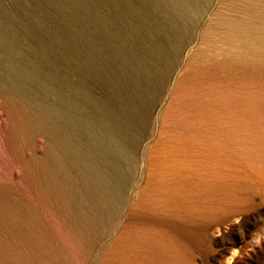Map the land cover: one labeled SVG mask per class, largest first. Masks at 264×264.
Returning a JSON list of instances; mask_svg holds the SVG:
<instances>
[{
  "label": "rangeland",
  "instance_id": "374dc122",
  "mask_svg": "<svg viewBox=\"0 0 264 264\" xmlns=\"http://www.w3.org/2000/svg\"><path fill=\"white\" fill-rule=\"evenodd\" d=\"M151 153L186 202L120 194ZM262 226L264 0H0V264H264Z\"/></svg>",
  "mask_w": 264,
  "mask_h": 264
},
{
  "label": "bare ground",
  "instance_id": "6f19581e",
  "mask_svg": "<svg viewBox=\"0 0 264 264\" xmlns=\"http://www.w3.org/2000/svg\"><path fill=\"white\" fill-rule=\"evenodd\" d=\"M227 20V19H226ZM223 21V20H222ZM225 22V21H224ZM227 22V21H226ZM230 22V21H229ZM228 22V23H229ZM232 23V22H231ZM231 23H229V25H231ZM236 25V24H234ZM233 28L235 26H232ZM233 28H232V31H233ZM230 29V28H229ZM237 29V27H236ZM235 29V30H236ZM230 30V32H232ZM229 33V31H228ZM225 34V33H224ZM230 34V33H229ZM233 34V33H232ZM222 37V36H221ZM185 42V41H184ZM182 43V42H181ZM185 45V44H184ZM183 46V45H182ZM186 47V46H185ZM184 47V48H185ZM188 47V46H187ZM184 51V50H183ZM175 52V51H174ZM168 70V69H167ZM174 78V77H173ZM170 82V81H169ZM164 84V83H163ZM172 84V83H171ZM162 91V90H161ZM172 91V90H171ZM180 94V93H179ZM169 97V96H168ZM151 98V97H150ZM151 100V99H150ZM161 101V100H160ZM177 102V101H176ZM153 103V102H152ZM162 103V102H161ZM151 106V105H150ZM149 107V106H148ZM155 107V106H154ZM155 109V108H154ZM153 109V110H154ZM148 110V109H147ZM152 112V111H151ZM158 112V111H157ZM228 114V113H227ZM229 115V114H228ZM159 117V116H158ZM157 117V118H158ZM171 117V116H170ZM146 118V117H145ZM151 118V117H150ZM156 118V119H157ZM44 119V118H43ZM149 119V118H148ZM171 119V118H170ZM233 119V118H232ZM147 120V119H146ZM155 121V119H154ZM226 122V121H225ZM224 122V123H225ZM46 123V122H45ZM157 123V122H156ZM155 123V124H156ZM51 124V123H50ZM158 126V125H157ZM222 128V127H221ZM153 131V129H152ZM138 132V131H137ZM153 133V132H152ZM155 133V132H154ZM161 131L158 132V134L160 135ZM154 135V134H153ZM152 135V137H153ZM150 138V137H149ZM210 139V138H209ZM128 140V139H127ZM150 140V139H148ZM212 141V140H211ZM219 141V140H218ZM142 140H140L137 144V146H139L141 144ZM75 143V142H74ZM144 143V142H143ZM148 143V142H147ZM146 144V143H145ZM204 144V143H203ZM144 145V144H143ZM149 145V144H148ZM146 149V148H145ZM140 152V151H139ZM144 152V151H143ZM172 152V151H171ZM73 154V153H72ZM76 155V154H75ZM140 155V154H139ZM127 156V155H126ZM129 156V155H128ZM143 157V156H142ZM155 157L156 155L151 153L148 158L146 160H142V164L139 165V159L138 157L134 154L133 156H131L129 159H128V163H129V168L132 169V173H133V176H132V179L131 181L128 180V183L125 185V187L121 188L120 189V194H125L128 190L131 191L132 187H133V184L136 182L137 178H136V174L134 175V172L137 170L138 166L139 168L143 169L144 167V171L143 173L141 174V177H140V180L139 182L141 184H143V188H148L150 186H152V184L154 183V176L156 175L155 174V168L154 167V164L153 162L155 161ZM243 158V157H242ZM161 159L162 162H164L165 158L164 157H160L159 160ZM172 160V159H171ZM186 159H178V160H173L174 162H177V165L176 166H172L168 171H160L159 174H157V182L158 183H164L166 182V186H165V189L161 191V196L162 195H168V197H163L162 199L159 198V204L163 206H165L164 204H166V206H169L168 208H172L173 204L174 203H177V202H186V199L185 196H182L180 195V190L178 189V187L175 186L174 183H171L168 179L170 180H173V179H176L177 175H179L178 173L181 172H184V170H186V166L187 165H184L183 163L185 162ZM78 163V162H77ZM79 163H81V161H79ZM83 165V164H82ZM157 170H160V169H157ZM189 170V169H188ZM208 171V170H207ZM213 170H212V167L210 169V174H209V177H210V181L213 179ZM129 173V172H128ZM140 173V172H139ZM215 173V172H214ZM195 177H201L202 174L201 173H198L197 171H195L194 173ZM180 176V175H179ZM204 176V175H203ZM139 179V178H138ZM205 179V178H204ZM201 181V180H200ZM110 182V181H109ZM140 184V185H141ZM103 186V185H102ZM135 192V191H134ZM213 192V191H211ZM214 193V192H213ZM119 194V196H120ZM212 195V194H211ZM113 196H114V191L110 190V189H107L105 187V192L103 193V198L108 201L109 203L113 204ZM125 197V196H124ZM126 198V197H125ZM197 198V197H196ZM196 201V200H195ZM204 202V201H203ZM196 203V202H195ZM194 203V204H195ZM198 203V202H197ZM108 204V203H107ZM199 204V203H198ZM205 205V204H204ZM220 205V204H219ZM156 206V205H155ZM236 206V205H235ZM198 207V206H197ZM234 207V206H233ZM194 208V207H193ZM218 208V207H217ZM121 209V208H120ZM192 209V208H191ZM196 209V208H195ZM84 210V209H83ZM128 210V209H127ZM198 209H196L195 211H197ZM170 211V210H169ZM172 211V210H171ZM208 211V210H207ZM169 213V212H168ZM195 213V212H194ZM197 213V212H196ZM194 215V214H193ZM209 215V214H208ZM169 216V214H168ZM199 216V215H198ZM179 217V216H178ZM177 218V217H176ZM180 218V217H179ZM186 218V217H185ZM195 218V217H194ZM191 219V218H190ZM209 219V218H208ZM187 222H188V219H186ZM192 221V220H191ZM194 221V220H193ZM198 221V220H197ZM120 222V221H119ZM138 222V221H137ZM201 223V222H200ZM156 228V227H155ZM139 233V232H138ZM123 234V233H122Z\"/></svg>",
  "mask_w": 264,
  "mask_h": 264
},
{
  "label": "clouds",
  "instance_id": "9594fccd",
  "mask_svg": "<svg viewBox=\"0 0 264 264\" xmlns=\"http://www.w3.org/2000/svg\"><path fill=\"white\" fill-rule=\"evenodd\" d=\"M232 224H239L240 223V216L239 217H233L231 220ZM225 230H227V225L224 226ZM213 237H220L222 236V232L219 226H217L213 230ZM243 235V233H241ZM257 248L264 249V226L260 227L257 231H255L251 239L248 241V254L255 252ZM243 256L241 254L240 248H231L230 254L224 258L223 264H234V261L237 258L243 259Z\"/></svg>",
  "mask_w": 264,
  "mask_h": 264
}]
</instances>
